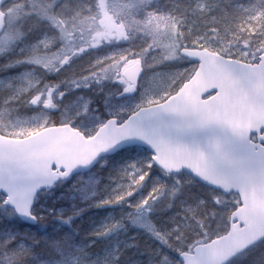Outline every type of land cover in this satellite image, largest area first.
<instances>
[{
	"label": "snow or ice",
	"instance_id": "6c2138e0",
	"mask_svg": "<svg viewBox=\"0 0 264 264\" xmlns=\"http://www.w3.org/2000/svg\"><path fill=\"white\" fill-rule=\"evenodd\" d=\"M209 7L10 0L0 8V136L68 127L92 139L117 130L75 166L15 174L0 166V264H264V234L244 235L239 193L162 167L147 134L166 96L165 55L211 40L216 27L193 34L184 23ZM242 10L247 19L229 46L260 60L264 4Z\"/></svg>",
	"mask_w": 264,
	"mask_h": 264
},
{
	"label": "water",
	"instance_id": "95a60500",
	"mask_svg": "<svg viewBox=\"0 0 264 264\" xmlns=\"http://www.w3.org/2000/svg\"><path fill=\"white\" fill-rule=\"evenodd\" d=\"M181 54L198 66L150 123L147 134L158 148L154 159L168 170L185 169L224 192H238L249 217L244 235L264 234V57L246 64L206 50ZM116 131L92 139L68 127L24 139L0 136V166L13 174L44 163L75 166L93 158Z\"/></svg>",
	"mask_w": 264,
	"mask_h": 264
},
{
	"label": "trees",
	"instance_id": "16d2710c",
	"mask_svg": "<svg viewBox=\"0 0 264 264\" xmlns=\"http://www.w3.org/2000/svg\"><path fill=\"white\" fill-rule=\"evenodd\" d=\"M210 5L205 9L206 15L197 14L196 16H189L184 22L189 26L193 34L205 33V29L209 27H216L217 32L211 37L210 41H206L205 46H193L198 48H206L215 51L223 56L234 58L229 41L235 43L234 32L239 27L240 23L247 19V13L242 9H253V13L258 11L264 0H206ZM217 4L215 7L211 5ZM215 19L216 23L212 21ZM224 49V51H221ZM231 53V54H229Z\"/></svg>",
	"mask_w": 264,
	"mask_h": 264
},
{
	"label": "rangeland",
	"instance_id": "374dc122",
	"mask_svg": "<svg viewBox=\"0 0 264 264\" xmlns=\"http://www.w3.org/2000/svg\"><path fill=\"white\" fill-rule=\"evenodd\" d=\"M161 2H164V0H161ZM206 2V0H205ZM10 6V0L3 6V8H6ZM169 6H171L169 2ZM181 47L178 48L177 51L172 52L171 55L166 54L165 59L171 61L170 64V71L167 73L166 81L164 83V91L166 93L165 98L173 93L178 86L187 80L191 73L193 72L194 66L190 63H187L184 60H181L178 56V51ZM232 54L234 55V58L238 61L244 62V63H255L251 56H248L246 59L244 58L243 53L239 50V45H236L235 47H231ZM229 57V56H227ZM178 59V61H176ZM13 138V137H10Z\"/></svg>",
	"mask_w": 264,
	"mask_h": 264
}]
</instances>
